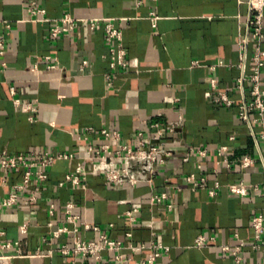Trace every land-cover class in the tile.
Segmentation results:
<instances>
[{"label": "crops", "instance_id": "obj_1", "mask_svg": "<svg viewBox=\"0 0 264 264\" xmlns=\"http://www.w3.org/2000/svg\"><path fill=\"white\" fill-rule=\"evenodd\" d=\"M247 1L0 0V156L24 155L29 161L45 154L68 156L46 167L48 180L21 192L15 206L0 205V239L21 240L24 251L0 258V264H117V252L105 251L96 263L59 251L72 245L73 237L51 239L50 223L64 224L68 202L84 222L100 227L81 226L84 239L105 234L122 241L121 252L133 264L148 252L135 254L132 246L151 241L169 247L157 264H264V251L248 245L254 236L251 218L264 214V195L251 190L235 196L229 189L231 183L261 187L264 182V123L239 116L252 89L255 50L251 41L242 61L241 45L253 29ZM32 3L44 12L31 13ZM65 15L77 19L68 31L61 20ZM109 21L122 32L117 44L125 50L124 66L111 65ZM54 28L62 31L52 36ZM181 115L183 130L169 132L166 124ZM104 129L119 139L106 137ZM161 130L165 140L181 138L194 149L188 161H177L151 184L106 183L91 147H135ZM199 149L206 150L205 157ZM245 157L254 159L248 168L241 166ZM81 166L78 184L66 179ZM25 170L0 168V201L22 182ZM191 174L204 176L205 185L193 187L187 180ZM163 193L166 199L153 200ZM135 207L134 221L126 212ZM24 222L27 233L21 232ZM200 235L207 239L203 247L196 246ZM241 241L247 245L237 260L223 247L234 249ZM15 253L0 250V256Z\"/></svg>", "mask_w": 264, "mask_h": 264}, {"label": "built area", "instance_id": "obj_2", "mask_svg": "<svg viewBox=\"0 0 264 264\" xmlns=\"http://www.w3.org/2000/svg\"><path fill=\"white\" fill-rule=\"evenodd\" d=\"M249 6V19L248 26L252 27V33L247 35L244 44L241 45V58L245 62L247 60V45L252 41L255 43V50L251 56L252 60V77L251 84L252 89L250 96L246 98L244 105L241 108L239 116L245 122H263L264 123V90L262 88V73L264 69V47L262 46V34L264 27V0H248ZM31 13L44 12L38 9L34 3L30 8ZM61 20L68 24L65 31H68L76 23L77 19L72 15H65ZM107 20V19H106ZM91 22L94 26L97 24V19L92 18ZM7 26H10V22L7 21ZM62 30L54 28L52 30V36H57ZM107 39L112 42V66L125 65V50L117 43L122 39V32L109 21L106 24ZM3 42L0 41V45ZM51 59V57H47ZM223 62H220V65ZM221 98L227 102L230 99L221 95ZM27 110L35 111V108L28 105ZM186 123V118L181 115L176 121H169L166 124V129L171 133H177L183 130ZM103 134L106 137H112L116 141L119 139V134L111 132L107 129L103 130ZM143 135L142 132L139 133ZM163 131H158L157 135L141 138L138 145L131 146L129 144L117 143L111 145L110 143H104L100 149L90 148L89 153L94 154V159L98 160L99 167L102 171L106 183L114 186L115 188H123L125 185H138L141 183H153L155 177L162 171L170 169V167L177 163V161H188L192 153L193 148H187L181 138L173 137L170 140H165ZM233 138V137H232ZM264 138V133H263ZM200 156H206V150L199 149L197 151ZM66 154L60 153L56 155L45 154L38 161H29L24 155H11L3 152L0 156V168L1 169H17L18 167H25V173L22 182L14 185L12 192L4 197L0 201L1 206H15L19 200V195L23 191H31L33 186H38L41 183L48 180V173L45 168L54 164L58 158H67ZM254 163V159L245 157L241 160V166L244 168L250 167ZM78 173L69 174L66 176L67 180L72 183H79V172H83L84 168L81 166ZM187 180L193 187H203L206 182V178L202 176L200 179L196 175L191 174L187 177ZM62 184V183H61ZM215 187H219V182L216 181ZM230 192L235 196H245L251 190L262 191L264 195V182L260 185H247V183H231L229 185ZM211 194H216V190L212 189ZM167 198V194L154 195L153 200L161 202ZM36 199L35 194L32 192L29 196L30 201ZM75 204L68 202L65 205L64 224L57 227H53V223H50L52 227L51 239L59 238L62 234H70L73 237L72 245L63 244L59 251L64 254L74 253L84 258L92 259L94 262H100L103 259V253L117 252L115 260L117 264H133V258L126 256L121 252L124 243L120 240H114L109 238L105 234H101L98 240L84 239L80 234V227L85 229H92L94 231H100L98 225L86 223L81 219V216L74 212ZM55 204L50 202V213L53 214ZM138 208L135 207L126 212V215L131 220H136ZM251 225L253 228L254 236L248 245L254 250L264 251V214L258 213L251 218ZM28 224L26 222L21 225V232H28ZM131 236V233L127 234ZM207 243L206 237L200 235L196 239V246L203 247ZM247 245L245 241H241L238 245L231 249L230 246H224L225 251H230L232 256L237 260L240 258L239 251L241 248ZM23 242L21 240L17 242H3L0 239V250H15V254L1 255L0 258H13L24 255L22 250ZM133 253L138 254L147 251V258L142 259L140 264H157L158 258L161 254L169 250L168 246L162 243L151 241L150 243H142L132 246Z\"/></svg>", "mask_w": 264, "mask_h": 264}]
</instances>
